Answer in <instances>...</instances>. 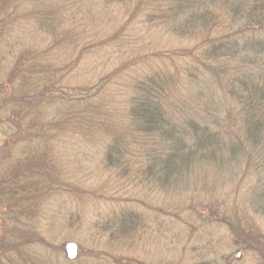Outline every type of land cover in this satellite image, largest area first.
Returning a JSON list of instances; mask_svg holds the SVG:
<instances>
[{
	"label": "trees",
	"instance_id": "obj_1",
	"mask_svg": "<svg viewBox=\"0 0 264 264\" xmlns=\"http://www.w3.org/2000/svg\"><path fill=\"white\" fill-rule=\"evenodd\" d=\"M0 113V264H55L66 202L96 212L69 262L264 264V0H0ZM150 216L227 241L151 258Z\"/></svg>",
	"mask_w": 264,
	"mask_h": 264
},
{
	"label": "rangeland",
	"instance_id": "obj_2",
	"mask_svg": "<svg viewBox=\"0 0 264 264\" xmlns=\"http://www.w3.org/2000/svg\"><path fill=\"white\" fill-rule=\"evenodd\" d=\"M102 59L105 60V56ZM0 116H1V113H0ZM2 139H3V136L0 133V142L2 141ZM224 177H226V175ZM216 179L217 181L222 182L223 177L217 176ZM230 189L231 187L229 185H225L223 187L224 192L226 191L229 192L231 191ZM216 194H218V198L220 200L229 201L230 205L231 203L234 202V193H216ZM238 194L241 195L240 199L244 203L246 193H238ZM204 196H206V193H187L186 196H183L185 200L181 201L180 204L182 208L191 207V209H195V205H197V207L199 205L198 204L199 201L195 202L197 201V198L203 199ZM151 198L154 200L152 201L149 200L150 202L158 201L165 208L168 204L169 205L167 207H169L170 205H174L175 203V201L166 202L169 200V195L165 193L161 194L158 197L151 196ZM147 199L149 198L147 197ZM84 205L85 207L80 209L78 211L79 213L77 212L79 215V220H77L75 224L77 225L78 228L75 226H72V227H69L70 229L69 230L67 229L68 226L61 227L63 223H65L66 219L64 218L68 214L67 209L74 207L71 202L69 203L66 202L63 206H61L64 211H62L63 216L60 218V220L58 219V217L55 218L54 216H49L47 218L48 221L47 219L45 220L43 219L42 221L38 220L37 225L39 224V226L45 230V233L47 234V236L50 237V239H52L55 245L60 244V242H62L61 244H64L68 241L75 242L78 246V254H79V249L81 248V244L85 248H88L87 246L94 247V243L90 242L89 237L86 236L84 232H85V228L88 227L92 221H94L93 216L96 214V212L92 205L90 204H84ZM46 207H47L46 205L42 207L43 213H45L47 210H52L51 208H49V206L47 208ZM55 208L56 207H54L53 209L55 210ZM149 212H150L149 213L150 215L153 212V210H149ZM80 218L82 221L80 220ZM150 218H151L150 220L146 221L147 223H145L144 225V230L141 232V240H136V241H137V247H139L140 249L139 252L141 251L140 252L141 254L148 255L151 258L153 256L154 257L162 256V257H167V258L171 256H176L180 252H182L184 247L187 248L189 251L187 255H190L192 254L191 249L193 248L192 242L193 243L197 242V243L204 245L206 244V242H208V240H211L212 245H215L216 241L219 238L218 243L220 245V243L223 244L227 241V238L223 235L220 236V233H219V232L222 233V231L224 232V227L221 228V227H216V226H213V227L206 226V228L204 229L205 231H203L202 223H199L196 220V218H194L195 220V229L193 228L194 234L191 236L189 234L190 231L186 230V229H189V226H191V223H193V220L191 219V217H185L183 221H179V222L177 221L171 222L170 220H166L165 222H163V225H160L159 227L157 224V217L150 216ZM165 219H167L166 215H165ZM262 223L264 224V221ZM208 228L212 230L213 232H218L219 234L213 233L214 235L213 234L208 235L207 231H210L208 230ZM199 232H200V235H199ZM52 251L51 252L53 254L50 253V257L52 258L51 259L52 262H55V264H80L78 262H69L70 260L66 258L64 250L60 251L58 254L55 253L54 250Z\"/></svg>",
	"mask_w": 264,
	"mask_h": 264
},
{
	"label": "water",
	"instance_id": "obj_3",
	"mask_svg": "<svg viewBox=\"0 0 264 264\" xmlns=\"http://www.w3.org/2000/svg\"><path fill=\"white\" fill-rule=\"evenodd\" d=\"M63 250L68 260H75L78 256V246L75 242L68 241L64 243ZM237 257H239V253H237Z\"/></svg>",
	"mask_w": 264,
	"mask_h": 264
}]
</instances>
